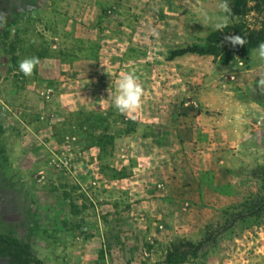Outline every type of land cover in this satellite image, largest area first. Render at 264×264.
I'll list each match as a JSON object with an SVG mask.
<instances>
[{
    "label": "rangeland",
    "instance_id": "rangeland-1",
    "mask_svg": "<svg viewBox=\"0 0 264 264\" xmlns=\"http://www.w3.org/2000/svg\"><path fill=\"white\" fill-rule=\"evenodd\" d=\"M232 1L0 0V264H264V57L173 54Z\"/></svg>",
    "mask_w": 264,
    "mask_h": 264
},
{
    "label": "clouds",
    "instance_id": "clouds-1",
    "mask_svg": "<svg viewBox=\"0 0 264 264\" xmlns=\"http://www.w3.org/2000/svg\"><path fill=\"white\" fill-rule=\"evenodd\" d=\"M220 8L225 13L230 11L227 0H222ZM201 15L204 17L205 20L209 22L215 21L213 26L217 30H222L227 26V15L220 18H214L209 16L206 10H201ZM225 40L230 42L233 46L243 45L244 43H246L245 38L240 34L226 35ZM258 53L261 57H264V42H261L258 45ZM38 64V57H25L19 62V70L22 71L25 75H31L33 73L34 68ZM117 88L118 93L113 97V105L119 112H133L139 108L143 95V87L140 83H138V77L136 75L131 72L123 75V77L119 79Z\"/></svg>",
    "mask_w": 264,
    "mask_h": 264
},
{
    "label": "trees",
    "instance_id": "trees-1",
    "mask_svg": "<svg viewBox=\"0 0 264 264\" xmlns=\"http://www.w3.org/2000/svg\"><path fill=\"white\" fill-rule=\"evenodd\" d=\"M251 0H233L231 3V13L233 16H243L247 14L249 8L248 3ZM234 34H240L245 38L246 43L243 45L233 46L230 42V49L227 50L224 44V33L216 31L207 37L204 45H193L184 49L174 51V56L183 55L185 53H198L201 55H214L221 57L223 62L231 61L236 55L245 56L252 49L258 48L261 42H264V27L259 30L250 29L248 26L240 23L235 26Z\"/></svg>",
    "mask_w": 264,
    "mask_h": 264
}]
</instances>
